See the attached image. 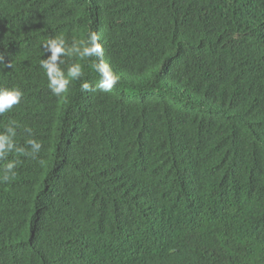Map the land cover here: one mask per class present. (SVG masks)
<instances>
[{"label": "trees", "instance_id": "trees-1", "mask_svg": "<svg viewBox=\"0 0 264 264\" xmlns=\"http://www.w3.org/2000/svg\"><path fill=\"white\" fill-rule=\"evenodd\" d=\"M91 32L118 83L55 95ZM0 56V264H264V0H0Z\"/></svg>", "mask_w": 264, "mask_h": 264}, {"label": "clouds", "instance_id": "clouds-1", "mask_svg": "<svg viewBox=\"0 0 264 264\" xmlns=\"http://www.w3.org/2000/svg\"><path fill=\"white\" fill-rule=\"evenodd\" d=\"M100 37L95 32H91L88 38L84 41L75 42L73 47L68 50L65 47V40L62 38H49L46 43L42 45L50 51L51 55L47 60H41L40 65L45 70L48 78V83L51 91L59 96L60 94L67 91L70 80L79 79L82 75V69L79 64H72L67 68V72L61 69L56 64L58 58L62 56H69L75 54L78 57H96V63L93 65L96 73L99 74V80L97 82L96 88L103 92L110 91L119 80L110 65L104 60L100 59L103 54V49L99 43ZM3 61V56H0V62ZM64 63V61H61ZM0 66L2 63H0ZM10 67L9 65H6ZM82 89L89 90L90 86L88 83H83L81 85ZM22 93L19 90H10L7 88H0V114H3L14 105H17L21 100ZM15 135L13 127H6L3 133H0V160H4L7 156L13 152L15 141L12 136ZM27 144L30 146V152L26 149L18 150L17 153L23 155H29L31 153L33 156L39 153L41 144L34 139L27 140ZM16 165L13 162H9L4 165L3 168V180L7 181L10 176H14Z\"/></svg>", "mask_w": 264, "mask_h": 264}]
</instances>
